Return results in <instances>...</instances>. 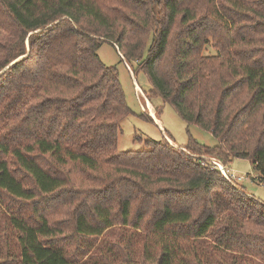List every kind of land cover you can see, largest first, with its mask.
<instances>
[{"label": "trees", "instance_id": "16d2710c", "mask_svg": "<svg viewBox=\"0 0 264 264\" xmlns=\"http://www.w3.org/2000/svg\"><path fill=\"white\" fill-rule=\"evenodd\" d=\"M105 42L219 143L121 149ZM235 158L264 180V0H0V264H264Z\"/></svg>", "mask_w": 264, "mask_h": 264}, {"label": "rangeland", "instance_id": "374dc122", "mask_svg": "<svg viewBox=\"0 0 264 264\" xmlns=\"http://www.w3.org/2000/svg\"><path fill=\"white\" fill-rule=\"evenodd\" d=\"M208 51L214 52L212 49H208ZM98 54L107 66L117 68L126 102L133 112L122 124L119 134V147L121 149H144V143L136 138L137 135L156 141L166 138L168 142L176 146L187 144L190 136L200 144L209 147L216 146L219 143L211 132L203 130L197 125L187 124L174 107L164 102L160 96H156L150 101L144 94L151 86L148 76L144 72L134 75L133 67H130L120 57L117 48L113 44L103 43L98 50ZM147 100L151 103L158 121L151 115ZM154 106L161 107L162 110L159 115ZM142 113L146 116L150 115L153 121L140 117L139 115ZM227 167L230 172L238 177H243L242 180L237 182L238 185L243 186L250 195L264 202V180L254 170L250 160L235 158Z\"/></svg>", "mask_w": 264, "mask_h": 264}, {"label": "built area", "instance_id": "2783aa9c", "mask_svg": "<svg viewBox=\"0 0 264 264\" xmlns=\"http://www.w3.org/2000/svg\"><path fill=\"white\" fill-rule=\"evenodd\" d=\"M215 165L216 167L220 170V172L225 176V178L231 182L234 186H238V181L242 180L243 177L240 176L238 177L236 174L230 172V169H228L225 165H223V163L219 162V161H215Z\"/></svg>", "mask_w": 264, "mask_h": 264}, {"label": "bare ground", "instance_id": "6f19581e", "mask_svg": "<svg viewBox=\"0 0 264 264\" xmlns=\"http://www.w3.org/2000/svg\"><path fill=\"white\" fill-rule=\"evenodd\" d=\"M147 104H148V107H149V109L151 110V115L153 116L154 114V110H153V108H152V105H151V103L147 100ZM150 112V111H149ZM153 117H155V116H153ZM157 121V120H156Z\"/></svg>", "mask_w": 264, "mask_h": 264}, {"label": "crops", "instance_id": "0c3cea01", "mask_svg": "<svg viewBox=\"0 0 264 264\" xmlns=\"http://www.w3.org/2000/svg\"><path fill=\"white\" fill-rule=\"evenodd\" d=\"M153 114H154V113H153ZM153 116H155V115H153ZM154 119L158 121V118H157L156 116L154 117Z\"/></svg>", "mask_w": 264, "mask_h": 264}]
</instances>
